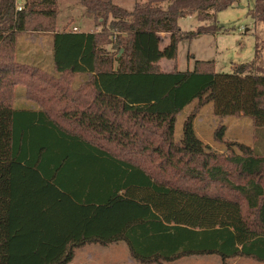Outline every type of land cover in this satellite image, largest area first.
Returning <instances> with one entry per match:
<instances>
[{
    "label": "trees",
    "instance_id": "obj_1",
    "mask_svg": "<svg viewBox=\"0 0 264 264\" xmlns=\"http://www.w3.org/2000/svg\"><path fill=\"white\" fill-rule=\"evenodd\" d=\"M58 1L0 0V264H67L78 247L117 241L141 263L264 262V154L242 143L228 155L210 150L193 113L174 137L193 101L264 129L256 55L232 73L211 60L159 65L176 59L180 41L220 31L216 13L237 0H135L131 9L81 0L99 27L91 33L56 32ZM255 3L250 14L264 19V0ZM192 14L204 23L183 30L179 19ZM28 31L53 35V73L15 60ZM18 84L38 110L11 104Z\"/></svg>",
    "mask_w": 264,
    "mask_h": 264
},
{
    "label": "rangeland",
    "instance_id": "obj_2",
    "mask_svg": "<svg viewBox=\"0 0 264 264\" xmlns=\"http://www.w3.org/2000/svg\"><path fill=\"white\" fill-rule=\"evenodd\" d=\"M61 0L57 3V20L60 12L65 5L61 4ZM20 2V0H19ZM60 2V4H59ZM69 4L74 9H80L81 0H69ZM118 5L131 9L133 0H114ZM255 0H237L227 9L216 13V22L214 24L221 26V30L214 34H201L194 37L191 40H182L177 45L176 59L169 60L164 59L161 69H172L176 67L179 71L191 70L193 64L197 60H211L214 62L216 72L232 73L234 64H241L251 61L255 55V64L260 67L264 74V19H253L250 11L254 9ZM87 13V12H86ZM91 20L94 21L92 14ZM61 18V17H60ZM93 19V20H92ZM204 22L198 21L197 15L192 14L188 18H181L178 24L183 30H194L195 27ZM91 24V23H89ZM99 30V27H97ZM56 30V28H55ZM40 32L28 31L21 33L17 39L15 60L24 64L36 65L35 54L39 47H42V53H39L36 57L44 56L43 64H48L50 61V38L40 37ZM162 38V44L164 43ZM42 42V46L40 45ZM109 48V47H108ZM44 50V53H43ZM122 52V51H121ZM119 51L118 55L121 53ZM168 64V65H166ZM39 66V65H36ZM48 73H53L49 68V65L42 66ZM85 75H74L73 84H79L84 79ZM81 78V79H80ZM72 84V85H73ZM25 86L18 84L14 88V97L11 104L14 107H37L39 105L36 102L29 100L26 97ZM194 114V129L197 136L209 146L210 150L228 155L231 151L229 147H233L234 152H238L236 144H245L256 151L264 154V129L255 128L251 118L243 115L237 116H216L212 112V104H199L193 101L189 106H186L176 116L174 137L179 139L182 133V123L188 114ZM220 128H223V135L220 140L215 138V133ZM215 188L210 187L209 190ZM123 244V243H121ZM117 247H111L110 251H107L105 255L93 252L94 256L102 258L111 264H120L122 261L127 262V249L125 245H115ZM125 246V247H124ZM95 248H105L100 245H90L88 250ZM114 248V249H113ZM107 250V249H105ZM90 252V251H89ZM90 255H87L88 258ZM93 256V257H94ZM96 259V257H94ZM80 260L76 258L70 264H79ZM98 263L102 262L97 260ZM177 264V263H175ZM178 264H224L217 255H208L206 257H189ZM225 264H264L254 259L246 257H233L225 261Z\"/></svg>",
    "mask_w": 264,
    "mask_h": 264
},
{
    "label": "crops",
    "instance_id": "obj_3",
    "mask_svg": "<svg viewBox=\"0 0 264 264\" xmlns=\"http://www.w3.org/2000/svg\"><path fill=\"white\" fill-rule=\"evenodd\" d=\"M68 1L69 0H61L60 1L61 4L65 5V7L60 12H58L59 15L62 13L61 14L62 16H58L57 17V20H56V32H83V33L97 32L98 28L95 26V24H93L92 21L89 22L92 17L86 13L85 8L83 6H80L81 10L80 9H74L71 6V4H69ZM60 2H59V4H60ZM134 2H135V0H133V3H132L133 5H134ZM133 5H132V7H133ZM89 17H91V18H89ZM188 17L189 16H187L185 18H188ZM89 23H91V24H89ZM38 35H39V38L40 37H48L49 36V38H50V57H51L53 35L51 33H42V32L39 33ZM160 37H161V40H162L163 37H165L164 38V43L162 44V41H161V45H160L161 47H163L168 42V35L165 34V33H161ZM40 45L42 46V42H41ZM39 53H42V47H39V49H37L36 54L34 55L35 56V60L37 59L36 65H39L40 67H42L44 65L45 66L49 65V68L51 70H53L52 59L50 58V61H49L48 64H43L42 61L44 62V56L41 57L42 56V54H41V55H39V58L36 57ZM43 53H44V50H43ZM164 59L165 58H163V59H161L159 61V65L160 66H163L162 65L163 63H167V62H164ZM169 60H172V59H169ZM166 65H168V64H166ZM172 69H162V70L171 71ZM76 85H78V84H76ZM28 108L29 109H33V110H38L39 109V108L34 107V106L28 107ZM121 243H123V244H121ZM94 244L100 245L101 247H105V248H95V247H93L90 250L87 249L88 246L94 245ZM115 245H125L126 249H127V253H128L127 262L123 263L121 261L120 264H157V263H141V262L133 259L131 257V255H130V252H129V249H128L127 245L124 242H122V241L109 243L108 245H101V244H97V243H91V244H86L84 246L78 247V248H76L74 250V256H73L72 260L70 262H68L67 264L72 263L76 258H78L80 260L79 264H111V262H109V261H106V260H104L102 258L94 256L96 254L93 255V252H98V254L105 255L107 251H110L111 247H114V248L117 247ZM105 249H107V250H105ZM87 255H90V256L87 258L86 257ZM93 256L96 257V259H94ZM206 256H208V255H193V256L183 257L181 259H178V260H175V261H172V262H162V263L163 264H175V263L178 264L179 262H182V261H184V259L189 258V257H206ZM97 260H101L102 262L98 263Z\"/></svg>",
    "mask_w": 264,
    "mask_h": 264
},
{
    "label": "built area",
    "instance_id": "obj_4",
    "mask_svg": "<svg viewBox=\"0 0 264 264\" xmlns=\"http://www.w3.org/2000/svg\"><path fill=\"white\" fill-rule=\"evenodd\" d=\"M18 9L20 10L21 8H20V7H18Z\"/></svg>",
    "mask_w": 264,
    "mask_h": 264
},
{
    "label": "water",
    "instance_id": "obj_5",
    "mask_svg": "<svg viewBox=\"0 0 264 264\" xmlns=\"http://www.w3.org/2000/svg\"><path fill=\"white\" fill-rule=\"evenodd\" d=\"M122 50H120V52H121Z\"/></svg>",
    "mask_w": 264,
    "mask_h": 264
}]
</instances>
